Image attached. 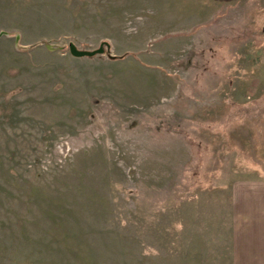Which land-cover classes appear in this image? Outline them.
Returning <instances> with one entry per match:
<instances>
[{
	"label": "rangeland",
	"instance_id": "obj_1",
	"mask_svg": "<svg viewBox=\"0 0 264 264\" xmlns=\"http://www.w3.org/2000/svg\"><path fill=\"white\" fill-rule=\"evenodd\" d=\"M0 32V264H264V0H0Z\"/></svg>",
	"mask_w": 264,
	"mask_h": 264
},
{
	"label": "water",
	"instance_id": "obj_2",
	"mask_svg": "<svg viewBox=\"0 0 264 264\" xmlns=\"http://www.w3.org/2000/svg\"><path fill=\"white\" fill-rule=\"evenodd\" d=\"M1 34V32H0ZM48 47H51V45H48ZM69 51L72 55L74 56H91L94 55L96 53H101L103 52V45H99L98 48L93 49V50H86V49H80L78 48L76 45H74L73 43H69L68 45Z\"/></svg>",
	"mask_w": 264,
	"mask_h": 264
}]
</instances>
